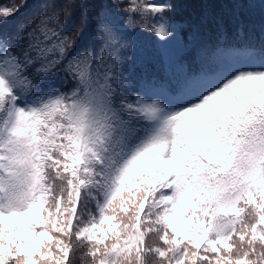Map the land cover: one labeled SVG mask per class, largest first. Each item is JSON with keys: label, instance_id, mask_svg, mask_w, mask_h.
Returning <instances> with one entry per match:
<instances>
[{"label": "snow or ice", "instance_id": "snow-or-ice-1", "mask_svg": "<svg viewBox=\"0 0 264 264\" xmlns=\"http://www.w3.org/2000/svg\"><path fill=\"white\" fill-rule=\"evenodd\" d=\"M40 5L0 2V264H264V0Z\"/></svg>", "mask_w": 264, "mask_h": 264}, {"label": "trees", "instance_id": "trees-1", "mask_svg": "<svg viewBox=\"0 0 264 264\" xmlns=\"http://www.w3.org/2000/svg\"><path fill=\"white\" fill-rule=\"evenodd\" d=\"M6 1H8V0H6ZM55 83H56L57 85H60V84L62 83V81H60V80H56Z\"/></svg>", "mask_w": 264, "mask_h": 264}]
</instances>
